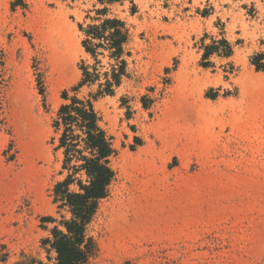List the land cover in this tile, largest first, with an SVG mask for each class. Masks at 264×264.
<instances>
[{"label":"rangeland","instance_id":"1","mask_svg":"<svg viewBox=\"0 0 264 264\" xmlns=\"http://www.w3.org/2000/svg\"><path fill=\"white\" fill-rule=\"evenodd\" d=\"M110 18L130 32L127 75L95 100L116 63L84 30ZM220 41L232 55L204 60ZM257 56L264 0H0V264H56L47 241L72 216L55 188L88 182L59 148L65 92L93 101L116 151L87 264H264ZM83 67L100 79L75 91Z\"/></svg>","mask_w":264,"mask_h":264},{"label":"trees","instance_id":"2","mask_svg":"<svg viewBox=\"0 0 264 264\" xmlns=\"http://www.w3.org/2000/svg\"><path fill=\"white\" fill-rule=\"evenodd\" d=\"M86 39L83 46L87 54L96 60L100 49L110 51V58L115 61L112 73L105 74V83L99 86L98 93L93 97L113 95L116 87L126 77L127 62L123 59L125 46L129 41L130 32L126 24L117 19H105L99 24L90 25L84 30ZM223 48V49H221ZM227 57L232 55V48L226 41L214 43L206 47L204 60L212 54L220 53ZM264 56H257L253 64L258 70L264 69ZM209 64H204L207 67ZM83 78L74 89L78 91L84 86L94 85L100 79L97 69L90 72L89 67H83ZM64 99L70 104L63 105L55 122L57 131H62L60 149H65V163L76 159L81 163L74 167L75 171L84 172L88 182L78 183L79 192L70 193L69 186L72 178L55 188L56 200H61L64 208H68L71 219L62 223L65 231L55 228L52 239L47 243L55 251L56 264H87L95 256L96 246L94 241L87 236V227L91 223L101 200L108 195L109 187L114 180L115 173L110 167V158L116 154L111 139L100 127L99 116L92 100H80L77 97L69 99L64 93ZM50 220V219H49ZM31 264H43L32 261Z\"/></svg>","mask_w":264,"mask_h":264}]
</instances>
